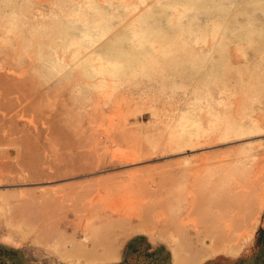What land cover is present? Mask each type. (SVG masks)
Listing matches in <instances>:
<instances>
[{"label":"rangeland","instance_id":"1","mask_svg":"<svg viewBox=\"0 0 264 264\" xmlns=\"http://www.w3.org/2000/svg\"><path fill=\"white\" fill-rule=\"evenodd\" d=\"M184 1L0 0V264H264V16ZM140 26L208 33L196 62L76 76Z\"/></svg>","mask_w":264,"mask_h":264},{"label":"bare ground","instance_id":"2","mask_svg":"<svg viewBox=\"0 0 264 264\" xmlns=\"http://www.w3.org/2000/svg\"><path fill=\"white\" fill-rule=\"evenodd\" d=\"M242 2L248 3L252 5V10L261 11L264 16V0H241ZM206 0H185L182 8L183 10L188 9H208L206 6ZM212 5L218 11L222 8V4L219 3ZM227 10V9H226ZM225 10V11H226ZM149 9H145L138 16L141 17V22H144V17L148 15ZM228 12V11H227ZM241 12L248 13L244 8H241ZM235 15L234 12H232ZM215 16V15H214ZM211 20L212 27L210 28L209 35L211 38L215 39V35L223 22H216L214 19ZM219 16H217L218 18ZM249 19L253 18L251 13L248 16ZM252 20L248 21V25H252ZM106 23L103 22L100 25L101 31H104ZM107 27V26H106ZM253 28V27H252ZM257 29H248L247 33V41H252V34L261 35L263 30V24H259ZM199 29V28H198ZM140 36L136 43L133 42L129 48L124 49L122 47V39H115L113 43L107 44V48L105 49L104 55H98L96 58V66L95 69L87 70V66L91 64L84 63H76V76L79 77H90V76H99L98 81L99 86L106 85V81L113 80V78L118 77L119 75H125L127 73L132 72L133 67L137 64H145L149 62L150 64L155 63L160 67V70H164L166 66L173 64L177 59L185 60L187 62H196L198 61L195 57H198L196 54L198 53V48L194 46L197 44V41L205 39L207 30H198L195 33L194 39H187L186 37H181L183 32L187 34H192L194 29L190 26L186 27H178L172 28L168 30H160L153 28V26H140L139 28ZM103 34V32H101ZM239 35V34H238ZM146 43V45H145ZM211 46V45H209ZM139 47V48H135ZM242 52L241 47H236L235 51ZM264 54V45L260 49ZM234 53L236 54V52ZM78 52L75 51L72 55V58L77 56ZM92 73V74H91ZM113 82V81H112ZM228 232V231H227ZM224 234V233H223ZM225 239H231L232 232L229 230L228 233L225 232ZM222 237V239H223ZM224 240V239H223Z\"/></svg>","mask_w":264,"mask_h":264}]
</instances>
